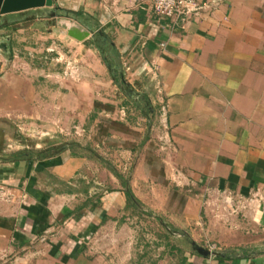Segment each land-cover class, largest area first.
<instances>
[{
  "label": "crops",
  "instance_id": "0c3cea01",
  "mask_svg": "<svg viewBox=\"0 0 264 264\" xmlns=\"http://www.w3.org/2000/svg\"><path fill=\"white\" fill-rule=\"evenodd\" d=\"M199 1L206 9L177 23L157 17L149 0L55 1L59 9L82 12L105 35L118 57L113 69L127 75L136 95L130 102L141 105L135 107L146 122L143 140L153 137L151 130L159 138L161 179L183 197L179 207L163 200L149 205L158 213L166 205L162 214L175 218L160 225L163 241L133 234L122 183L95 156L67 151L53 163L18 167L2 160L43 148L35 141L13 150L7 142L17 132L6 119L33 121L46 127L35 138L77 142L101 155L66 140L72 132L65 124L81 117L78 107L42 112L45 85L6 77L0 55V187L12 194L10 201L0 199V264H264V0ZM39 13L0 22L41 19ZM148 166L138 160L126 178L117 171L142 205L133 187L154 182L138 175L146 168L151 176ZM197 247L227 258L203 257Z\"/></svg>",
  "mask_w": 264,
  "mask_h": 264
},
{
  "label": "rangeland",
  "instance_id": "374dc122",
  "mask_svg": "<svg viewBox=\"0 0 264 264\" xmlns=\"http://www.w3.org/2000/svg\"><path fill=\"white\" fill-rule=\"evenodd\" d=\"M47 21L50 20L41 18L22 21L17 22L12 28L0 30V55L4 57L5 76L9 77L12 74L20 78L27 77L47 86H44L42 92L40 91L44 97L41 98L42 106L38 108H41L42 112H56L57 106L62 108L65 104H68L72 111L78 107L82 118H72L65 124L64 128H67L69 133L72 132L66 140L79 141L89 149L96 148V153L101 155V158L110 166L116 165L114 169L125 178L134 172L135 164L140 159H144V163L148 162L152 165L147 167L151 176L148 175L146 168L139 169L138 175L151 177L154 182L150 183L149 181L133 187L143 203L142 207L145 213L136 214L133 208H128L126 212L129 218L132 217L133 234L136 237L139 236V230L140 235L143 232L141 236L144 235V239L155 240L156 238L163 241L164 230L160 225L171 226L175 218L171 215L164 216L162 212L166 205L179 207V202L183 197L173 184L165 182V180L162 181L157 156L159 138L155 135L154 130H151V133L154 134L153 137L149 136L146 141L143 140L146 122L144 123V120L141 119V112L136 109L137 105L126 99L121 89L114 85L112 77L99 55L88 51L87 44H79L67 37L65 32L56 25L46 24ZM51 21L54 22V20ZM126 77L127 75H125ZM92 96L95 97L94 101L100 103L98 105L100 111L98 109L94 122L89 120L93 113ZM133 100L135 102V99ZM139 106L141 107V105ZM121 118H125V121L120 120ZM5 122L11 132L16 131L18 135H16V139L11 138V141L7 142L9 145L11 144L13 150L32 146L35 141H38L37 144L40 147H44L50 140L60 141L44 135L35 138L33 132L42 133L46 127L37 126L35 128L33 121L23 120L21 122L6 119ZM151 125L152 128L158 125L154 117ZM54 128L55 131H58L56 126ZM77 130L79 131L78 135L76 134ZM10 137L12 136L10 135ZM131 148L130 153L126 152ZM83 152L95 155L93 152ZM124 165L125 168H123ZM100 171L96 167L93 170L95 174L103 175L100 174ZM121 187L123 190L124 187L122 185ZM101 188L104 189V187ZM161 200L168 204L166 203L159 213L152 212L149 205L153 202L159 204ZM147 212L152 216H149Z\"/></svg>",
  "mask_w": 264,
  "mask_h": 264
},
{
  "label": "trees",
  "instance_id": "16d2710c",
  "mask_svg": "<svg viewBox=\"0 0 264 264\" xmlns=\"http://www.w3.org/2000/svg\"><path fill=\"white\" fill-rule=\"evenodd\" d=\"M60 12L62 14H66L68 17L78 21L80 24L85 25L89 27L92 30V33H94V37L92 40H90L87 43V46L90 48H93L97 50L100 53L101 59L103 63L105 64L107 70L109 71L112 80L114 81V84L117 85L121 91L124 93L126 99L130 100L132 98H135L136 95L133 94V91L128 87V84L125 81V75L124 72L120 71L119 68L116 69V71L113 69L114 65L112 61H115L118 57L115 54V50L108 41V39L105 37V35L97 30V27L94 25V27H91L88 22V18L82 13V12H73V11H67L60 9ZM28 21V20H25ZM17 21L15 22H7L0 24V30L3 29H9L12 28L13 25H15ZM115 67H118V62H114ZM118 70V71H117ZM137 106L140 107L138 102H134ZM98 103H94V108L98 110ZM95 110V111H96ZM84 149L80 144L77 142H64V143H55V142H47V145L39 150L34 149H22L18 152L11 153L7 155L4 160L5 162L14 164V167H18L21 163H24L25 165H28L29 163L37 162V163H43L48 162L53 163V160L55 161L56 157H60L61 154L69 151L70 155L72 157L80 155L81 152H83ZM91 153V152H90ZM97 159H99L104 165H106L107 169L112 172L122 183V186L124 187L123 193L126 198V207L127 208H133L136 214H142L143 207L142 204L134 197L132 194L130 188L127 185V182L123 179L122 175L118 173L115 169L111 168L108 163H106L101 157H98L96 154L93 155ZM42 166H40L41 168ZM149 216H152L151 213L147 212ZM198 254V253H196ZM233 254V252H232ZM199 255V254H198ZM232 256V255H231ZM235 256V254L233 255ZM232 256V257H233ZM223 257V256H222ZM221 256L218 257V260H224L225 258H222ZM229 258V257H228Z\"/></svg>",
  "mask_w": 264,
  "mask_h": 264
},
{
  "label": "water",
  "instance_id": "95a60500",
  "mask_svg": "<svg viewBox=\"0 0 264 264\" xmlns=\"http://www.w3.org/2000/svg\"><path fill=\"white\" fill-rule=\"evenodd\" d=\"M56 0H0V17L25 12L29 10H43L37 17L47 18L48 25H56L65 32L70 39L82 43L89 40L93 33L92 30L80 24L78 21L62 14L60 9L55 5ZM51 20H54L52 22ZM196 251L203 257H218L222 256L220 251H215L207 248L197 247Z\"/></svg>",
  "mask_w": 264,
  "mask_h": 264
},
{
  "label": "built area",
  "instance_id": "2783aa9c",
  "mask_svg": "<svg viewBox=\"0 0 264 264\" xmlns=\"http://www.w3.org/2000/svg\"><path fill=\"white\" fill-rule=\"evenodd\" d=\"M153 13L160 18L169 19L173 23L185 21L191 16H197L206 9L199 0H149ZM12 199V194L0 187V199Z\"/></svg>",
  "mask_w": 264,
  "mask_h": 264
}]
</instances>
